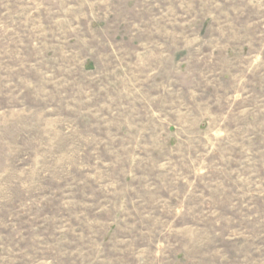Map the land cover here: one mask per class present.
<instances>
[{"label":"rangeland","instance_id":"rangeland-1","mask_svg":"<svg viewBox=\"0 0 264 264\" xmlns=\"http://www.w3.org/2000/svg\"><path fill=\"white\" fill-rule=\"evenodd\" d=\"M0 264H264V0H0Z\"/></svg>","mask_w":264,"mask_h":264}]
</instances>
